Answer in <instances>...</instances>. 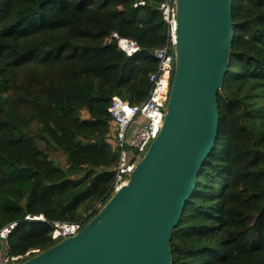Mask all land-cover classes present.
Here are the masks:
<instances>
[{"label": "trees", "instance_id": "trees-1", "mask_svg": "<svg viewBox=\"0 0 264 264\" xmlns=\"http://www.w3.org/2000/svg\"><path fill=\"white\" fill-rule=\"evenodd\" d=\"M165 1L0 0V229L18 222L7 253L52 246L54 221L83 226L113 195L109 107L149 96L153 51L170 38ZM233 19L220 132L173 232V264H264V0H235ZM113 32L141 49L128 55L106 41Z\"/></svg>", "mask_w": 264, "mask_h": 264}, {"label": "water", "instance_id": "water-1", "mask_svg": "<svg viewBox=\"0 0 264 264\" xmlns=\"http://www.w3.org/2000/svg\"><path fill=\"white\" fill-rule=\"evenodd\" d=\"M234 2L175 0L174 72L158 135L76 234L17 264H173V232L220 132Z\"/></svg>", "mask_w": 264, "mask_h": 264}, {"label": "built area", "instance_id": "built-area-1", "mask_svg": "<svg viewBox=\"0 0 264 264\" xmlns=\"http://www.w3.org/2000/svg\"><path fill=\"white\" fill-rule=\"evenodd\" d=\"M161 9L169 25L170 38L164 47L153 51V56L158 59L159 65L149 76L153 84L149 96L139 104H131L128 100L115 96L109 107L112 115L109 142L120 151L114 192L127 182L129 174L163 125L174 69L175 0H166L162 3ZM114 39L119 49L128 55L141 49L137 40L123 37L117 32H113L106 41L112 42ZM98 206H101V203H98ZM36 218V216H26V219ZM17 223V221H12L0 229V264H17L23 259L24 255H11L5 251L6 240ZM53 224L52 238L56 240L74 235L82 227L81 222L54 221Z\"/></svg>", "mask_w": 264, "mask_h": 264}, {"label": "bare ground", "instance_id": "bare-ground-1", "mask_svg": "<svg viewBox=\"0 0 264 264\" xmlns=\"http://www.w3.org/2000/svg\"><path fill=\"white\" fill-rule=\"evenodd\" d=\"M37 218H39V219H43L44 217L43 216H36Z\"/></svg>", "mask_w": 264, "mask_h": 264}, {"label": "rangeland", "instance_id": "rangeland-1", "mask_svg": "<svg viewBox=\"0 0 264 264\" xmlns=\"http://www.w3.org/2000/svg\"><path fill=\"white\" fill-rule=\"evenodd\" d=\"M173 72H174V69H173ZM147 148H148V147H147ZM146 150H147V149H146ZM61 239H62V238H61ZM61 239H60V240H61Z\"/></svg>", "mask_w": 264, "mask_h": 264}]
</instances>
